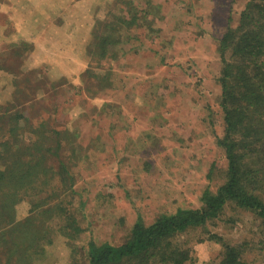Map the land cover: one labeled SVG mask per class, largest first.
<instances>
[{
  "label": "rangeland",
  "instance_id": "rangeland-1",
  "mask_svg": "<svg viewBox=\"0 0 264 264\" xmlns=\"http://www.w3.org/2000/svg\"><path fill=\"white\" fill-rule=\"evenodd\" d=\"M126 1L0 0V66H13L15 72H0V105L11 99V81H16L23 95L20 107L30 121L19 125L23 137L28 125L44 124L49 130L67 128L88 146L71 169L79 191L75 204L85 201L87 214L105 226L101 240L110 233L111 242L123 238L124 230L113 231L120 219L127 229L138 212L150 224L178 206L199 209L206 186L215 191L221 184L226 159L216 144L224 131L216 39L229 17L236 27L247 3L129 0L139 16L148 13L152 29L99 28L97 35L104 32L114 41L111 52L118 59L97 65L89 49L95 27L123 16ZM23 49L21 58L13 57L12 50ZM109 73L111 87L97 92L93 78ZM16 208L25 216L28 205ZM220 225L215 230L232 243L259 240L258 221L240 210L226 214ZM198 233L179 243L187 241L198 263L216 260L219 246L198 243ZM255 253L247 254L249 263L264 264ZM36 263L69 264L67 250Z\"/></svg>",
  "mask_w": 264,
  "mask_h": 264
},
{
  "label": "trees",
  "instance_id": "trees-1",
  "mask_svg": "<svg viewBox=\"0 0 264 264\" xmlns=\"http://www.w3.org/2000/svg\"><path fill=\"white\" fill-rule=\"evenodd\" d=\"M123 6V16L113 15L95 27L89 49L97 65L118 59V53L111 52L114 41L104 32L97 35L99 28L152 29L147 12L139 16L129 0ZM231 21L229 17L227 29L216 39L221 62L218 106L224 124L216 144L226 159L221 184L215 191L206 186L199 209L178 206L150 224L138 212L127 229L120 219L113 231L124 230L123 238L113 242L110 233L101 240L105 226L101 220L95 224L85 201L75 204L79 191L71 169L85 158L88 146H81L78 134L69 129L49 130L44 124L28 125L23 137L19 125L30 121L20 107L21 89L11 81V99L0 105V264H37L63 248L69 264H250L247 254L255 251L264 260V0H247L236 27L230 26ZM23 51L12 50L13 57L21 58ZM11 67L4 64L0 72L14 75ZM106 75L93 78L97 92L111 87V73ZM149 166L143 162L142 168L149 172ZM208 173L211 180L212 171ZM23 203L28 205L26 215L19 216L16 207ZM239 210L258 221L259 240L235 244L215 230L226 214ZM195 232H199L198 243L219 246L216 260L198 263L187 241L179 243L181 237Z\"/></svg>",
  "mask_w": 264,
  "mask_h": 264
}]
</instances>
